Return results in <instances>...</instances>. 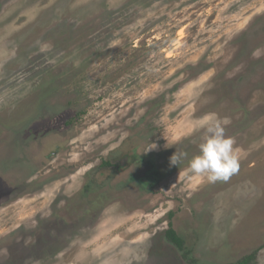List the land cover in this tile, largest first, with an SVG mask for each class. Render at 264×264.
<instances>
[{
    "label": "rangeland",
    "instance_id": "1",
    "mask_svg": "<svg viewBox=\"0 0 264 264\" xmlns=\"http://www.w3.org/2000/svg\"><path fill=\"white\" fill-rule=\"evenodd\" d=\"M209 117L239 154L227 181L189 171ZM255 250L264 264V0H0V264Z\"/></svg>",
    "mask_w": 264,
    "mask_h": 264
},
{
    "label": "clouds",
    "instance_id": "2",
    "mask_svg": "<svg viewBox=\"0 0 264 264\" xmlns=\"http://www.w3.org/2000/svg\"><path fill=\"white\" fill-rule=\"evenodd\" d=\"M201 127L205 130V139L199 146V154L190 160L189 171L197 176H205L209 182L227 181L239 170L235 141L226 136L219 120L206 118ZM186 156V152L179 155L174 153L170 158L171 165L176 166Z\"/></svg>",
    "mask_w": 264,
    "mask_h": 264
},
{
    "label": "trees",
    "instance_id": "3",
    "mask_svg": "<svg viewBox=\"0 0 264 264\" xmlns=\"http://www.w3.org/2000/svg\"><path fill=\"white\" fill-rule=\"evenodd\" d=\"M103 165L109 166L110 161L104 160ZM165 238L167 239L168 242H170L173 246H175L177 248V250L182 252L183 255L186 254L187 252H189L188 249L186 248L184 239L182 237H180L171 226H169L165 230ZM256 252H257V250L252 251L248 254H245L240 259H238L234 262L228 263V264H249V263H251L253 258L256 256L255 255Z\"/></svg>",
    "mask_w": 264,
    "mask_h": 264
},
{
    "label": "flooded vegetation",
    "instance_id": "4",
    "mask_svg": "<svg viewBox=\"0 0 264 264\" xmlns=\"http://www.w3.org/2000/svg\"><path fill=\"white\" fill-rule=\"evenodd\" d=\"M104 160H109L110 161V165L108 166L109 168H107V166H104L103 168L104 169H114V168H116V167H118L119 165H120V163H118L117 161H118V159L117 158H105V159H103V160H101L100 161V163H99V168L101 169L102 168V164H103V161ZM150 168H151V165H149L148 163H144L143 165H142V168H141V176H144L145 174H146V172L148 171V170H150ZM151 176H152V174H151ZM93 183H94V181H92ZM91 182V183H92ZM95 184V183H94ZM89 188H91V186H89ZM94 188V187H93Z\"/></svg>",
    "mask_w": 264,
    "mask_h": 264
}]
</instances>
